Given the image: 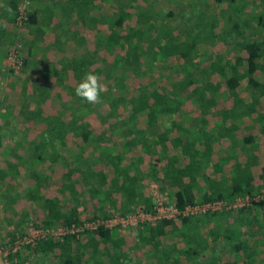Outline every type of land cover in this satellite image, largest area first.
Returning <instances> with one entry per match:
<instances>
[{"label": "trees", "instance_id": "16d2710c", "mask_svg": "<svg viewBox=\"0 0 264 264\" xmlns=\"http://www.w3.org/2000/svg\"><path fill=\"white\" fill-rule=\"evenodd\" d=\"M135 1L39 0L35 9L25 11L23 18L30 25L28 30L40 38L47 30L53 32L56 37L51 44L57 50L64 51L62 44L66 47L71 40L77 45L82 43L84 38L79 30L86 26L106 23L109 32L104 37L99 35V49L95 46L92 51L72 57L62 54L60 68L55 63L49 67L57 73L56 80L39 89L33 107L30 100L34 96L24 100L20 93L24 101L23 119L40 123L33 136V149H37L34 155L43 160V151L52 149L55 155H50L48 164L63 183L56 195L47 196L39 190L28 193L31 200L41 199L42 211L37 209L43 215L37 218L36 214L33 225L44 232L33 242L23 243L10 252L8 258L12 264L24 260L30 264H51L50 258L55 264H141L136 256L139 249L146 253L149 264H239L243 260L237 256L239 251L247 260L243 263L255 261L243 235L247 234L246 225L251 235L255 227H262L255 207L263 205L264 200L256 201L254 196L255 191L264 192V164L259 163L258 154L253 151L255 135L260 132L264 140V110L260 107L264 99V15L260 13L264 10L263 0H252L260 9L250 11L232 8L235 0H214L221 6L229 25L215 32V19L203 22L202 28L195 20L191 24L195 33L184 39L177 32L164 30L162 24L156 25L152 6L140 4L133 8ZM249 12L256 14L255 19L249 17ZM3 30L1 27L0 32ZM62 35L65 38L61 39ZM213 35L223 39L243 36L233 61L211 53L206 55L208 62L203 65L201 59H194L199 43L211 42L208 37ZM35 40L31 38L29 43ZM12 42L5 50L12 63L9 68L19 70L22 62L24 65L29 59L21 55L22 43ZM105 49L114 56L100 65ZM193 67L200 69L199 72ZM43 68L46 71L48 66ZM68 70L78 83L86 73L92 72L107 87V95L101 94L109 101L103 118L107 126L100 130V135L93 137L95 128L88 121H78L83 118L81 111L90 109L85 101L80 108L73 107L70 100L63 101L70 110L68 121L65 108L67 112H46V104L42 106L45 98L49 102L53 95L58 99L60 88L70 87L75 92L76 86L64 81ZM214 73L223 76L224 93L232 98L230 104L222 102L219 106L221 82L207 79ZM146 74L153 76L145 81ZM244 83L249 90L246 96L241 92ZM187 87L190 90L184 93ZM184 102L197 113L194 123L188 122L183 114V110L187 111ZM213 116L221 121L218 128L210 122ZM69 126V130L73 128L81 135L83 142L93 141L94 146L87 154L84 145L69 150V157L55 152L57 140L64 147V133ZM171 129L176 134H170ZM241 130L244 133L240 141ZM2 133L1 130L0 140ZM103 136L108 141L105 145L100 142ZM130 147L136 148L134 157L125 160V153L132 151ZM171 149L174 150L169 153ZM249 153L252 158H239ZM14 164L10 162V171L11 167L17 169L19 162ZM208 166H211L209 171ZM8 173L0 168V176ZM255 174L261 180L259 183L255 182ZM82 181L90 184V195L98 197L103 206H115L120 211L117 214L155 212L154 190H145L151 185L164 195L165 202L173 203L180 212L174 217L145 220L126 227L108 224V218L115 212L106 213V206L101 214L84 218L76 203L66 207L64 204L67 198L77 200L76 184ZM117 191L123 195L118 204L114 203ZM247 195L249 202L228 205L235 198ZM214 201L225 203L214 210L186 211L188 207ZM22 214L24 217L26 212ZM59 223L64 232L55 233ZM72 226L78 229L70 231L68 228ZM130 229H135L133 243L129 242L132 241ZM25 234L13 235L11 241Z\"/></svg>", "mask_w": 264, "mask_h": 264}, {"label": "rangeland", "instance_id": "374dc122", "mask_svg": "<svg viewBox=\"0 0 264 264\" xmlns=\"http://www.w3.org/2000/svg\"><path fill=\"white\" fill-rule=\"evenodd\" d=\"M251 1L252 0H235V3H232L233 6L231 7H234L235 9L243 7L241 9L247 8L249 11L260 9V5L255 6ZM20 2L21 6L13 13V18L11 20H0V31L1 27L4 28L3 32H0V96L4 95L3 98H0V127H2L1 130L3 132L0 140V168L5 170L7 173L9 172L7 175L0 176V239L3 242H8L9 240L11 241L13 235L17 236L19 233L25 234L31 228L34 229L35 227L33 225V221L36 220L34 216L38 214L37 218H40V216L43 215L41 213L43 208L41 205V199L31 200L28 198V193H35L36 190H39L42 194L44 193L47 196L53 194L56 195L57 193H60V188L63 183V180L59 178L60 176L57 175L53 168H51L48 164V160L51 158L50 155H55L52 149L48 148V151H43V160L34 155V153L37 152V149H33V136L38 127H40V123L39 121H25V119H23L21 110L23 109L24 101L22 98L25 100L34 96L30 100V106L33 107L34 103L32 101L39 97V89H42L45 84H50L53 80H56L55 76H57V73L49 67L55 63V66L60 68L59 58L62 57V54L72 57L74 55H80L85 51H92L95 46L99 49V47H97V44H100L98 43L99 35H103L104 37L106 33L109 32L106 23H98L94 25V27L86 26L85 28L79 30V34L83 35L82 38H84V40L81 41L82 43L77 45L75 44V41L71 40L66 47L62 44L64 51L57 50L51 44L56 37L53 32L51 33L47 30V32L45 31L46 35L40 38L28 30L30 25L25 22L26 19H24L23 16L25 11L28 10L29 3L31 1L21 0ZM134 3L135 4L132 6L133 8L135 5L137 6L140 4L141 7L146 6L147 8H151L152 6L154 17L153 21L156 22V25L159 27L162 24L164 28L161 27V29L163 28L164 30H169L170 32H177L181 39L195 33V28L191 26V24H193L192 21L195 20L199 21V27L202 28L203 22L215 19L216 23L213 27L215 32H218V30L220 31L224 26L229 25L226 18L223 16L224 11L214 0H137ZM261 5L264 7V0L261 2ZM168 11L171 13H167ZM260 13H263L264 15V10ZM248 15L250 18L251 16H253L254 19L256 17V14H252L251 12H249ZM72 24H74V21ZM55 32H57V30H55ZM203 37L205 36L203 35ZM31 38H36L34 43H29ZM63 38H65L64 35L61 36V39ZM208 38L212 41L203 40V42H200L196 48L195 54L193 55L194 59L198 58L202 60L200 62L201 65L208 62L206 55H209L210 53L223 56L226 59L233 61L243 42V36H230L227 39H223L220 36L213 35ZM12 41H14V43H22L20 50L21 55L22 57L29 59L24 65L22 62V67L19 70L9 68L12 63L5 50L13 43ZM102 51L103 53H101L103 55L99 61L100 65L110 62L114 56L113 54L108 53L106 49ZM121 52L123 53L124 50ZM45 65L48 66L46 71L43 68ZM194 67L193 70L198 73L200 69ZM66 74L67 75L64 77V81L67 82L69 86H76L78 84V80L75 76H73L72 72L68 70ZM179 74L182 76L183 72L180 71ZM151 76H153V74H146L144 80H150L152 78ZM222 78L223 76L218 73H214L207 77V79H211L212 81L217 80L219 83L221 82V87L218 89L221 96V98L218 99L219 106L222 105V102L224 104H230L232 101V98L228 96L227 93H224L225 87L224 83H222ZM242 87L241 92L244 96H246L249 91L248 86L244 83ZM106 88L107 87L105 86V89ZM189 90L190 87H187L184 90V93L189 92ZM57 91L60 93L59 98L56 99L53 95L50 102L48 101V98H45L42 106L44 107L46 104V112L50 110L68 111L69 114L67 112L66 115V120L68 121L71 117L70 110L64 106L63 101L70 100L72 106L75 108H80V104L84 105L85 103H83L82 99L76 96L75 92L71 91L70 87L60 88ZM21 92L22 98L20 96ZM104 92L107 95V91L105 90ZM101 99L103 101L101 104H89L90 109L81 111L80 116L83 118L78 120L88 121L89 124L95 128L92 130L93 137L95 135H100V130H103L107 126V123L103 118L104 114L109 109V101L105 98V96H102ZM184 106L187 107V111L183 110L184 116L187 118L188 122L194 123L195 119H197V113L188 102H184ZM260 107L264 110V99H262ZM177 113L179 112L177 111L176 114ZM211 119L212 120L210 122L218 128L221 122L220 119L217 116H213ZM42 127H44V124ZM69 129H71V126H69L67 128L68 131H65L64 133L66 137L64 147L60 146L61 143L57 140L58 147L55 149V152L59 154L63 153L65 156L69 157V150H76L80 145H84L85 154H87L88 150L92 149L94 146L92 143L93 141L83 142L81 135L76 134V131L73 128L72 131ZM16 130H18L19 135H15L13 133ZM257 131H255V133H257ZM243 133L244 132L242 130L239 132L240 141L242 140ZM170 134L174 135L176 134V131L171 129ZM255 137L256 147L253 154H258L259 163L264 164V140L262 138V134L259 132L255 135ZM105 138V136L100 138V142L103 145L108 143ZM130 149H132V151H129V153L127 151V153H125V160H129V156L134 157L136 148L130 147ZM173 150L174 149L169 150V153H172ZM250 154L252 153H249L247 157L246 154H243V156L239 155V158L242 160L249 157L252 158ZM10 162L13 164L14 162H19L17 169L15 167H11L10 171ZM97 167L98 166L95 168ZM210 167L211 166H208V171L211 169ZM255 175L257 176L255 182L259 183L261 180L257 174ZM80 177L82 178L81 175ZM33 178H35L36 181H33ZM89 185V183L84 184L83 181L76 184V190L78 192L77 200L67 198L64 202L65 207L76 203L77 210H79L84 218H90L94 213L101 214V210L104 206H106V213L113 211L116 214L120 212L115 208V206H111V204L103 206V204L99 202L98 197L90 195L88 192ZM91 187L92 186H90V190ZM103 189H106V187ZM145 190L151 192L152 190H155V187L154 185H151ZM255 194L254 198H257L256 201H259V198L264 200V192L263 194H259L255 191ZM114 196V203L116 204H118L123 197V195L118 191L114 193ZM37 208L41 209V211ZM255 208V211H258L256 212V215L260 219L259 224L262 225V227H255V232L251 235L249 234L251 229H249V226L246 225V230L245 228L244 230L247 234H244V237H242L246 238L247 244H250L249 247L252 248H248L253 256V260H255L252 264H264V202L263 205ZM23 212H26L24 217L22 216ZM57 226L59 227L63 225L59 223ZM17 227L19 230L15 229ZM129 231L132 236V241L129 239V242L133 243L134 240L136 241L134 233L135 229H130ZM181 244L182 243H179V245ZM143 252V249H139V252L137 253L138 255L136 254L138 257L137 259L141 261V264H149L147 262L149 258H147V255H145L146 253ZM237 256L240 258V261L242 259L247 261L241 251H239ZM243 260L241 263L239 262V264H249L246 262L243 263ZM48 261L51 264L56 263L55 260H52V258L48 259ZM18 264L30 263L29 261L24 260Z\"/></svg>", "mask_w": 264, "mask_h": 264}, {"label": "built area", "instance_id": "2783aa9c", "mask_svg": "<svg viewBox=\"0 0 264 264\" xmlns=\"http://www.w3.org/2000/svg\"><path fill=\"white\" fill-rule=\"evenodd\" d=\"M154 194H155V202H156L155 212L151 213L148 211L140 210L137 212H131L127 214H117L116 213L108 218V224L113 225V224L119 223L120 227H126L127 225L135 226L141 221H145V220L153 221L156 218H160V217H171V216L174 217L180 212V210H178V208L173 203L165 202V197L161 193L154 190ZM254 199H257V198H254ZM249 201H250V198L247 195L245 197L235 198L234 201L230 202L228 205H241ZM224 203H225L224 201L206 202L203 204L195 205L193 207H188L186 211L188 209H190V211L206 210V209L214 210L216 208L221 207ZM88 224L94 225L93 223H88ZM68 229L70 231H75L78 229V227L72 226ZM43 232L44 231L40 228H34V229L31 228L27 234L20 236V237L18 236L13 241L3 242L0 239V264H12L10 263L9 258H8L9 253L19 248L23 243L33 242L35 238L42 235ZM54 232L55 233L64 232V227L59 226V228L56 229V231Z\"/></svg>", "mask_w": 264, "mask_h": 264}, {"label": "clouds", "instance_id": "9594fccd", "mask_svg": "<svg viewBox=\"0 0 264 264\" xmlns=\"http://www.w3.org/2000/svg\"><path fill=\"white\" fill-rule=\"evenodd\" d=\"M105 91V85L100 82V77L92 72L84 75L76 85L75 94L88 104H101V94Z\"/></svg>", "mask_w": 264, "mask_h": 264}, {"label": "crops", "instance_id": "0c3cea01", "mask_svg": "<svg viewBox=\"0 0 264 264\" xmlns=\"http://www.w3.org/2000/svg\"><path fill=\"white\" fill-rule=\"evenodd\" d=\"M21 0H0V20L5 19L6 21L13 18V13L19 8ZM26 1V0H25ZM28 10L32 11L35 9L36 4L39 0H29Z\"/></svg>", "mask_w": 264, "mask_h": 264}]
</instances>
